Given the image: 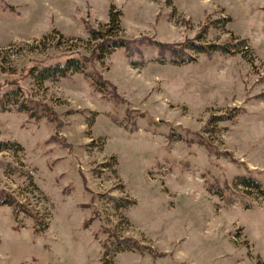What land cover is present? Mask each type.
<instances>
[{
	"label": "rangeland",
	"instance_id": "obj_1",
	"mask_svg": "<svg viewBox=\"0 0 264 264\" xmlns=\"http://www.w3.org/2000/svg\"><path fill=\"white\" fill-rule=\"evenodd\" d=\"M110 10L128 39L234 52L161 63L146 39L132 64L118 48L87 62L111 96L80 73L24 79L29 108L0 107V141L23 147L0 151V189L19 205L0 204V264H264V0H0V85L20 76L12 59L51 52L16 41L68 51ZM124 237L155 252L114 251Z\"/></svg>",
	"mask_w": 264,
	"mask_h": 264
},
{
	"label": "trees",
	"instance_id": "obj_2",
	"mask_svg": "<svg viewBox=\"0 0 264 264\" xmlns=\"http://www.w3.org/2000/svg\"><path fill=\"white\" fill-rule=\"evenodd\" d=\"M121 11H109V21L103 28H93L87 27V32L89 33L88 40L85 44H79L69 47L68 51L56 52L57 48H60L61 42L55 36L48 38L46 40L39 39L36 41L35 45H29L25 42L22 47L21 40L15 42L17 48H20L24 53L29 51L34 54L40 53L38 48L43 46V48H51V52H48L45 57L42 58L33 57L27 58L26 64L18 66L15 59H12L9 68L11 73L14 74L15 71L20 70V76L15 77V79L7 80L9 83L7 85H0V107L4 108L6 102L16 105L20 110L22 108H29L27 102L24 101V94L26 95V89L23 85V80L26 78L38 80V81H58L62 78L71 76L75 73L83 74L85 77L90 79L91 84L96 90L100 91L104 95H107L114 90L111 88L113 85H109L105 80H102L99 75H94L87 69V62H94L95 60H100L104 56L114 52L118 48H122L125 52V56L132 64L144 63L146 58L144 55L143 44L147 39V44L153 49H156V54L153 59L164 63L168 62L175 65H180L184 63H190L196 60L194 54H203L206 56H211L215 53H233V49L230 47L235 44L231 41L226 43H201L194 39H186L180 43L172 42H162L155 39L148 38H135L128 39L121 33ZM206 25H204L205 27ZM244 42V40L238 41ZM28 48V49H25ZM25 50V51H24ZM44 50V49H43ZM22 56V54H21ZM0 67H2V62H0ZM114 87V86H113ZM111 96V95H110ZM115 96V94H114ZM259 97L264 98V91L258 94ZM118 99L116 96L112 97ZM220 119H229V115H221ZM6 150H23L20 143L14 140H1L0 141V151ZM236 183L242 185L249 189L257 190L263 193L262 184L251 175H238ZM264 195V193H263ZM113 198V197H112ZM117 199V198H115ZM127 202V203H125ZM133 201H125L120 206H126ZM9 203L18 207V202L13 194L8 191L0 189V204ZM119 205V203H117ZM24 212L32 215L26 207H22ZM87 225V223H85ZM114 251L121 252L127 250H138L142 251L144 248L149 249L151 252H155L152 247L146 246L140 243L137 239L133 237L117 238L114 243ZM111 249H109L110 251ZM101 264H112L111 260L101 261Z\"/></svg>",
	"mask_w": 264,
	"mask_h": 264
}]
</instances>
